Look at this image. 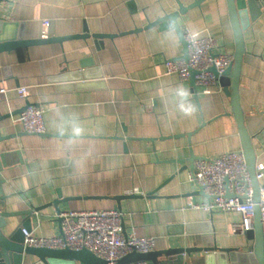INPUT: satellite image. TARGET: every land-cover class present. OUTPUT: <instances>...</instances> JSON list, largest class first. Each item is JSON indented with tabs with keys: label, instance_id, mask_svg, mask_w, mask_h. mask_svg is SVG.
<instances>
[{
	"label": "crops",
	"instance_id": "1",
	"mask_svg": "<svg viewBox=\"0 0 264 264\" xmlns=\"http://www.w3.org/2000/svg\"><path fill=\"white\" fill-rule=\"evenodd\" d=\"M193 1L179 0L183 6ZM177 9L176 0H6L0 5V18L22 25L24 40L42 39L43 20L49 21L46 38L74 36L0 51V87L8 90L0 95V116L13 113L0 121V135L6 137L0 142V197L5 210L20 213L7 220L11 227L25 221L21 213L46 206L58 194L69 198L58 205L61 212L99 211L115 209L116 196L137 190L134 198L118 203L126 234L152 238L154 251L201 249L171 264H221L224 251L252 248V233L230 231L240 224V214L188 205L206 201L188 195L197 191L191 171L183 169L191 153L214 158L240 150L241 142L230 87L202 94L196 86V101L188 81L165 75L163 62L181 56L177 34L172 28H144ZM249 19L237 95L256 164L264 165V10H254ZM177 23L181 31L213 38L214 54H234L226 0H203ZM84 31L91 37L116 36L100 46L80 38ZM89 61L92 67L81 68ZM62 69L85 71L88 80L77 89L61 88L69 84L54 80ZM18 87L29 89L26 100L18 98ZM26 101L44 110V136L25 133L15 122ZM30 227L44 238L61 229L52 206L33 210ZM34 259L24 256L23 262Z\"/></svg>",
	"mask_w": 264,
	"mask_h": 264
},
{
	"label": "built area",
	"instance_id": "2",
	"mask_svg": "<svg viewBox=\"0 0 264 264\" xmlns=\"http://www.w3.org/2000/svg\"><path fill=\"white\" fill-rule=\"evenodd\" d=\"M264 8V0H259ZM48 20L42 21V38H46ZM184 40L188 48V60L166 59L163 62L165 75L174 74L180 82L188 81L190 70L197 74L194 83L201 89L202 94H210L213 90H221L218 77L232 65L233 55L213 51L216 42L209 36H198L189 31L184 32ZM215 68L217 76L210 69ZM18 98L26 100L30 92L27 87L14 89ZM8 90L0 87V95L5 97ZM44 110L40 107L29 106L20 113L18 122L25 133L42 136L45 134L43 121ZM255 177L258 182L264 179V165L256 164ZM190 180L210 197L202 204L188 202L190 207L206 212H236L240 214V224L231 226L232 234H245L253 229V186L249 171L246 167L243 151L225 152L214 158L200 159L194 162ZM259 204L261 221L264 228V184H260ZM138 193L137 190L130 195ZM228 194V195H227ZM61 226L60 234L48 238L34 236L33 232L22 230L25 247L44 249H65L74 251L89 250L98 259L107 264H119V259L131 253L146 254L154 251L155 241L152 238L140 237L136 232L123 235L121 225L122 212L119 209L99 211L66 210L58 215ZM128 264H150L147 261H136Z\"/></svg>",
	"mask_w": 264,
	"mask_h": 264
},
{
	"label": "water",
	"instance_id": "3",
	"mask_svg": "<svg viewBox=\"0 0 264 264\" xmlns=\"http://www.w3.org/2000/svg\"><path fill=\"white\" fill-rule=\"evenodd\" d=\"M6 0H0V5ZM203 0H194L192 4L188 6H183L179 0H176L177 3V11L164 14L163 17L158 18L156 21L148 23L144 29H147L150 26H158L159 30H165L166 28H172L173 31L176 32L179 44L181 45L182 52L181 56L178 58H174L173 60L179 59L187 62L188 60V48L186 47V42L184 40V31L180 30V27L177 23V18L183 14L189 8L198 7L199 4ZM227 9L229 12L230 25L231 29H233L234 41H235V52L233 54L232 65L227 67L221 75L218 77V82L222 87H230V99L232 101V115L235 118L238 134L240 136L241 142V151H243L245 156L246 167L249 171L251 186H253V204L254 206V216H253V229L248 233H252V239H254L253 246L250 250L246 252L242 251H224L223 252V262L221 264H264V228L263 221H261V210L259 204V193L262 186H260L258 180L255 177V166H256V156L255 151H253L250 136L246 133L244 126V116L242 114V110L239 105V99L237 95L238 91V77L240 74L241 62L243 56L245 54V46H243V36L242 33L244 31L245 25L249 24V14L251 15L254 10L261 11L262 6L259 3V0H226ZM140 29H135L133 32L139 31ZM22 33V25L16 22L5 21L0 18V51H8V49L12 48H23L32 44H43L56 42L61 43L64 40L70 39L74 36H65L60 38H42L37 40H28L23 39ZM130 33V32H129ZM125 34V33H124ZM82 39H94V45H100L101 41L105 38L111 39L112 36L116 35H105V34H95L92 37L85 33L79 35ZM100 39V41H98ZM81 68L92 67L93 62L89 61V63H80ZM67 69H62L61 73L58 77H55V82L61 83H69L62 84L61 88L65 89H74L79 88L81 84H84L86 80H88V75L85 71L83 72H73L71 74L66 73ZM210 71L217 76V72L215 68H211ZM197 73L193 70H190V78L188 83H190L191 92L193 93L194 100H197L196 96V85L194 83V76ZM25 106L17 111L18 114L22 113L29 106L40 107L38 104H31L28 101L25 102ZM13 115V113L5 114L0 116V121L9 118V116ZM45 135V134H44ZM42 135V136H44ZM6 137L0 135V142L4 141ZM1 158V157H0ZM200 159H208V158H197L194 157L191 153L190 158L187 159L188 164L183 168L190 170L193 172V164L195 161ZM195 188L197 191L191 192L189 196H205L206 201L210 199V197L203 191L202 188L197 186L195 183ZM1 188V182H0ZM228 195V194H227ZM123 198H134V196H116L114 198L116 202V208L119 209L118 203ZM69 198L62 199L61 195H57V197L51 202L47 203L46 206H42L40 208H30L28 211H24L21 215L25 216V221L18 223L16 226L11 227L8 223V219L20 215V213H10L4 209V200L5 198L0 197V264H24L23 257L24 256H32L35 259L31 260L29 264H107L105 260L98 259L93 253L89 250L83 248L79 251H74L69 248L65 249H44V248H35V247H25L23 244L24 236L22 230H26L30 232V218L33 217V210L39 211L43 208H47V206H52L57 215L61 213L58 205L68 200ZM59 222V219H58ZM123 227V225H122ZM123 235H125V230L123 227L122 231ZM201 250L194 248H170L163 251H153L151 253L140 254V253H131L126 255L125 257L119 259V264H128L134 263L136 261H147L152 264H171V260L175 258V262H179L183 254H188L189 252ZM229 252V253H228ZM208 254L210 252H207ZM157 257L164 259L163 261H159Z\"/></svg>",
	"mask_w": 264,
	"mask_h": 264
},
{
	"label": "clouds",
	"instance_id": "4",
	"mask_svg": "<svg viewBox=\"0 0 264 264\" xmlns=\"http://www.w3.org/2000/svg\"><path fill=\"white\" fill-rule=\"evenodd\" d=\"M181 95H184L181 93ZM181 111L184 112L185 115H190L191 114V109L188 107H185L184 105H181Z\"/></svg>",
	"mask_w": 264,
	"mask_h": 264
}]
</instances>
